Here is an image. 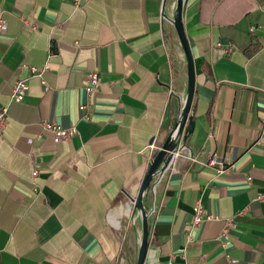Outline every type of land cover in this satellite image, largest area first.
Segmentation results:
<instances>
[{
  "label": "crops",
  "instance_id": "crops-1",
  "mask_svg": "<svg viewBox=\"0 0 264 264\" xmlns=\"http://www.w3.org/2000/svg\"><path fill=\"white\" fill-rule=\"evenodd\" d=\"M185 2L195 122L186 155L144 194V264H264V0ZM165 3L162 16V0H0V264H136L130 196L186 93ZM44 63L49 89L29 77L11 102L15 79ZM90 70L101 81L88 93ZM42 120L77 132L54 142ZM197 201L216 218L194 224Z\"/></svg>",
  "mask_w": 264,
  "mask_h": 264
},
{
  "label": "water",
  "instance_id": "water-1",
  "mask_svg": "<svg viewBox=\"0 0 264 264\" xmlns=\"http://www.w3.org/2000/svg\"><path fill=\"white\" fill-rule=\"evenodd\" d=\"M166 0H162V16L164 14V7ZM185 0H174L173 12L170 16V20L177 32L180 46H182L184 57L186 60V93L184 95L183 104L178 112L177 119L171 128L170 134L165 139L164 143L157 150V153L150 161V165L144 173V178L138 187V192L134 196H130L133 201L134 208L137 210L139 219L141 220L140 237L138 241V254L136 257V264H144L146 254L148 251L149 242V230H148V211L146 206L143 205V197L148 192L149 187L154 185L158 181L159 174L162 173L170 163L172 151L180 146L186 147L185 143L187 137L192 132L194 127V117L192 109V100L195 92V74H194V60H192L191 47L188 43L186 31H184V17L183 10L185 7ZM154 138H151L149 142H152Z\"/></svg>",
  "mask_w": 264,
  "mask_h": 264
},
{
  "label": "built area",
  "instance_id": "built-area-1",
  "mask_svg": "<svg viewBox=\"0 0 264 264\" xmlns=\"http://www.w3.org/2000/svg\"><path fill=\"white\" fill-rule=\"evenodd\" d=\"M73 2L75 5L79 4V0H73ZM6 30H7L6 20L0 14V38L6 32ZM47 67L48 66L45 63L42 65H39V66H35V65L29 66V71H30L29 75L26 76V78H17L13 82L11 91L9 93V95H10L9 100L11 102L12 101L19 102V101H22L25 99L26 92H27V89L29 86V80H28L29 77H35V78L39 79V81H41V83L43 85V89L44 90L49 89V86L46 82V79H44V73H45ZM86 78H87V83L85 85V90H86V92L91 93L98 88V85L100 84V81H101V77H99L98 71L90 70L87 72ZM8 111H9L8 104L0 101V129L5 124L4 122L7 119ZM41 122H42L41 124H42L43 129L46 131H49L51 133V135L53 136L54 142L59 141V140L68 139L73 134H75L77 132V128L75 126L64 127L61 124H59L58 122H52V121H48V120H42ZM32 140H33L32 138H28V142H32ZM146 147L149 149V160L150 161L153 158L152 154L157 152V150L161 148L160 146L156 145L154 141L149 142L146 145ZM184 150H185V147L180 146V143H179L177 145V148L172 151L170 163L167 166V168H169L170 166L171 167L173 166L175 159L178 156H181L184 154L186 155V153H184ZM191 158H193V157H191ZM207 164L211 165V166H215V164H219L220 167L218 168V171H221L224 167L223 162L216 159V157H214L213 155L208 158ZM162 173L159 174V177H161ZM32 174L36 175L37 171L33 170ZM192 211H193L192 218H193L194 224L200 223L201 221H203V219L216 218L210 214H207L204 210L203 204L198 202V201L193 205ZM152 212H154V208L149 210L148 214H150Z\"/></svg>",
  "mask_w": 264,
  "mask_h": 264
}]
</instances>
